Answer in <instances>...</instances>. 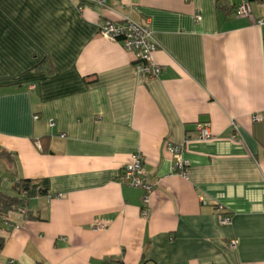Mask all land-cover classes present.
Returning <instances> with one entry per match:
<instances>
[{"label":"crops","instance_id":"1","mask_svg":"<svg viewBox=\"0 0 264 264\" xmlns=\"http://www.w3.org/2000/svg\"><path fill=\"white\" fill-rule=\"evenodd\" d=\"M245 1L249 17L239 0H0L5 192L32 184L26 215L0 218V264H264V121L251 118L264 113V0ZM126 17L149 21L158 77L100 33ZM168 142L185 144L187 176ZM138 150L155 183L147 217L143 190L119 181Z\"/></svg>","mask_w":264,"mask_h":264},{"label":"built area","instance_id":"2","mask_svg":"<svg viewBox=\"0 0 264 264\" xmlns=\"http://www.w3.org/2000/svg\"><path fill=\"white\" fill-rule=\"evenodd\" d=\"M105 0H100L102 4ZM235 14L241 17H249L252 13L249 3L245 0H239L235 10ZM258 25H264V16L256 19ZM100 33L111 40L121 43L123 48L135 54V68L137 72L149 77H158L163 70V67L155 60V52L158 49V43L153 37V32L150 28L149 21L146 23H139L126 17L121 23H117L110 19H101ZM38 118V115H35ZM253 121H264V113L255 112L251 116ZM232 126L235 131L239 130L238 124L232 121ZM198 138L207 140L213 137L211 125L209 122H199L197 124ZM62 137L65 135L62 134ZM232 138L236 140L237 134L234 133ZM189 137H186V142ZM40 145V144H38ZM167 149L173 155V172L182 176L188 175V167L190 162L184 156L185 144H176L172 142L167 143ZM145 156L138 150L132 154L131 160L122 168L119 176V181L122 184L130 185L143 190V206L141 209L142 215L147 217L150 211L151 195L155 189V183H152L147 178L144 168ZM25 192L23 195L25 196ZM204 203H206L203 200ZM17 212L25 216L27 213L26 206H20ZM231 221V215L225 214L222 216L221 223L227 224ZM15 228L19 225L13 224ZM105 223L97 224V228L103 229ZM236 239L230 241V246L235 247Z\"/></svg>","mask_w":264,"mask_h":264},{"label":"trees","instance_id":"3","mask_svg":"<svg viewBox=\"0 0 264 264\" xmlns=\"http://www.w3.org/2000/svg\"><path fill=\"white\" fill-rule=\"evenodd\" d=\"M237 4H235L231 10H235ZM221 8L226 9L229 8L227 5L220 6ZM1 180V177H0ZM14 188L17 190L18 194L12 195L5 191L0 190V218L5 221L9 220V216L20 206H27V202L29 200L30 191H31V180L30 179H13ZM25 192V196L23 195Z\"/></svg>","mask_w":264,"mask_h":264},{"label":"rangeland","instance_id":"4","mask_svg":"<svg viewBox=\"0 0 264 264\" xmlns=\"http://www.w3.org/2000/svg\"><path fill=\"white\" fill-rule=\"evenodd\" d=\"M14 172L13 167L11 162H9V164L7 163V161H2V159H0V189L4 190V191H11L12 190V173ZM12 192V191H11ZM12 194H15V192L13 191ZM15 213V211L13 212Z\"/></svg>","mask_w":264,"mask_h":264}]
</instances>
